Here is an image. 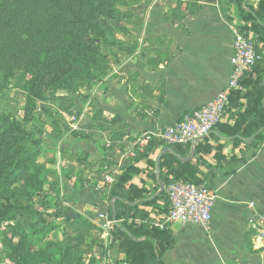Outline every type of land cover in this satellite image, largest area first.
<instances>
[{
	"label": "crops",
	"instance_id": "obj_1",
	"mask_svg": "<svg viewBox=\"0 0 264 264\" xmlns=\"http://www.w3.org/2000/svg\"><path fill=\"white\" fill-rule=\"evenodd\" d=\"M124 1L122 11H131L132 19H124L125 32L118 37L122 50L91 105L85 137H78L92 153L91 170L104 172L96 195L81 193L92 204L83 214L88 219L94 213L108 215L110 207L103 202L110 200L124 168H137L131 183L153 192L148 161L156 162L164 149L154 146L149 158L138 160L144 151L137 145L139 139L150 135L159 140L166 128L225 88L232 74L236 34L245 25L226 0H133L130 5ZM249 5L257 8L258 0ZM236 118V113H226L222 122L233 124ZM210 142L214 148L223 145L225 156L218 162L217 149L204 155L197 174L218 196L211 225L206 230L170 226L175 245L162 264H261L264 247L257 240L248 204L254 202L264 212V143L235 148L224 137ZM107 176L114 180L109 186ZM145 211L150 213V225L160 220L151 207ZM124 259L114 236L105 238L103 232L89 257L90 264H126Z\"/></svg>",
	"mask_w": 264,
	"mask_h": 264
},
{
	"label": "rangeland",
	"instance_id": "obj_2",
	"mask_svg": "<svg viewBox=\"0 0 264 264\" xmlns=\"http://www.w3.org/2000/svg\"><path fill=\"white\" fill-rule=\"evenodd\" d=\"M120 1L91 0L87 46L31 69L18 87L16 77L0 87V264H68L69 254L90 264L103 230L97 213L83 215L91 204L83 194L96 195L104 172L91 170L92 153L78 137L122 50L124 19H132ZM69 212L76 213L70 221Z\"/></svg>",
	"mask_w": 264,
	"mask_h": 264
},
{
	"label": "trees",
	"instance_id": "obj_3",
	"mask_svg": "<svg viewBox=\"0 0 264 264\" xmlns=\"http://www.w3.org/2000/svg\"><path fill=\"white\" fill-rule=\"evenodd\" d=\"M226 1L235 7L237 18L245 24L240 31L252 35L257 41L262 60L242 81L245 91L233 92L229 98L225 114L236 113L234 123H217L209 136L198 143L192 161L182 162L177 158H188L191 144L167 145L154 139L138 156V160L149 158V151L154 146L171 149L177 155L167 153L161 159L159 179L165 190L160 195L151 199L160 189L155 161H148L155 184L153 192L131 183L139 172L137 168H124L110 192L108 215L112 218V200L115 199L116 220L124 223L115 225L111 233L120 253L125 256L126 264H162L164 255L174 247L170 226L150 225V213L145 208L151 207L158 215H165L170 208L166 191L172 183L203 185V180L197 176L202 157L217 149L215 159L221 162L225 158L223 145L214 148L211 139H230L235 148L242 144L258 147L264 143V0H258L257 8L249 5L251 0ZM91 12V0H0V87L10 77H16L18 87L27 79L31 69L41 67L44 70L54 65V59L69 55L72 49L87 46L84 34ZM107 70L105 68L102 75ZM7 127L32 140L12 125ZM134 203L136 205H132ZM94 244L98 245L97 239ZM70 258L71 254L66 260L68 264L82 263L81 255L77 261Z\"/></svg>",
	"mask_w": 264,
	"mask_h": 264
},
{
	"label": "built area",
	"instance_id": "obj_4",
	"mask_svg": "<svg viewBox=\"0 0 264 264\" xmlns=\"http://www.w3.org/2000/svg\"><path fill=\"white\" fill-rule=\"evenodd\" d=\"M233 48L232 74L225 88L211 102L185 114L181 120L166 128L157 139L167 145H192L195 140L209 136L216 124L222 121L230 96L233 92L245 91L242 81L254 72L255 66L263 57L253 36L241 31L236 34ZM152 139L155 138L150 135L142 136L137 143L140 150H144ZM113 182L112 176L105 178L106 185L109 186ZM166 192L170 201L169 212L161 215L156 226H199L205 230L210 227L212 211L218 199L214 191L204 184L174 182ZM248 208L253 212L255 219L253 229L256 231L257 240L261 247H264V212H261L254 202H249ZM98 218L105 238H111L114 226L122 223L103 213H100Z\"/></svg>",
	"mask_w": 264,
	"mask_h": 264
},
{
	"label": "water",
	"instance_id": "obj_5",
	"mask_svg": "<svg viewBox=\"0 0 264 264\" xmlns=\"http://www.w3.org/2000/svg\"><path fill=\"white\" fill-rule=\"evenodd\" d=\"M208 137V136H207ZM207 137H204V138H200V139H197L195 140L193 143H192V146H191V152H190V155L188 158L184 159V158H181L179 156H177L171 149H165L163 150V152L159 155V157L157 158L156 160V176L158 178V181H159V185H160V189L159 191L151 198H155L157 197L158 195H160L164 190H165V186L164 184L160 181L159 179V175H160V162H161V159L162 157L167 154V153H171V154H174L175 156H177L178 159H180L182 162H190L193 160L194 158V155H195V149L198 145L199 142L203 141L205 138ZM119 199V198H117ZM114 201L115 199L112 200V219L113 220H116V216H115V209H114ZM132 205H136V203L132 204ZM76 217V213L75 212H69L67 214V218L68 219H74Z\"/></svg>",
	"mask_w": 264,
	"mask_h": 264
}]
</instances>
